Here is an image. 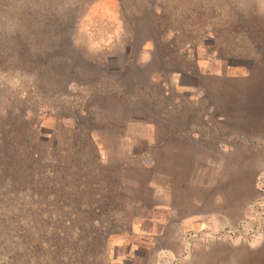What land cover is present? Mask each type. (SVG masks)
Wrapping results in <instances>:
<instances>
[{
    "label": "rangeland",
    "instance_id": "rangeland-1",
    "mask_svg": "<svg viewBox=\"0 0 264 264\" xmlns=\"http://www.w3.org/2000/svg\"><path fill=\"white\" fill-rule=\"evenodd\" d=\"M262 60L264 0H0V264H264L182 239L248 214L264 131L206 98Z\"/></svg>",
    "mask_w": 264,
    "mask_h": 264
},
{
    "label": "crops",
    "instance_id": "crops-1",
    "mask_svg": "<svg viewBox=\"0 0 264 264\" xmlns=\"http://www.w3.org/2000/svg\"><path fill=\"white\" fill-rule=\"evenodd\" d=\"M254 66L249 65L247 69H243V74L250 75L249 77H243V83H245L246 86L243 87L241 93L238 92L239 89H236L237 92L231 91L230 93L235 95H233V97H227V100H223V102H219V100L216 102L207 95L206 99L209 113L214 111V114L220 115L215 118V121L225 119L222 117L224 114H234L236 111H239L243 114L242 121L247 124L248 130L261 127L264 131V60ZM223 109L228 112L224 113ZM232 120H234V118H232ZM258 125L260 126L258 127ZM243 214L236 221L224 223V225H234L238 223L244 218L245 214Z\"/></svg>",
    "mask_w": 264,
    "mask_h": 264
},
{
    "label": "built area",
    "instance_id": "built-area-1",
    "mask_svg": "<svg viewBox=\"0 0 264 264\" xmlns=\"http://www.w3.org/2000/svg\"><path fill=\"white\" fill-rule=\"evenodd\" d=\"M254 187L256 195L248 207V214L234 225H225L217 229L186 231L183 242L189 246L202 238L213 240L233 237H251L252 242L262 237L264 232V168L256 176Z\"/></svg>",
    "mask_w": 264,
    "mask_h": 264
}]
</instances>
